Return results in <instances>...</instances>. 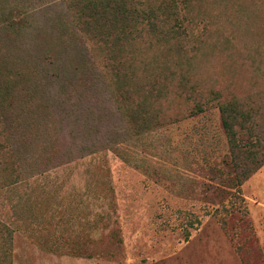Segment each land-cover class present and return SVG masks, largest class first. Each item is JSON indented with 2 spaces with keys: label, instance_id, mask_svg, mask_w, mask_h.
<instances>
[{
  "label": "rangeland",
  "instance_id": "1",
  "mask_svg": "<svg viewBox=\"0 0 264 264\" xmlns=\"http://www.w3.org/2000/svg\"><path fill=\"white\" fill-rule=\"evenodd\" d=\"M68 2L0 0V16L43 24L53 7L65 43L76 38L97 55L95 44L78 38ZM204 5L213 10L209 39L222 32L233 40L204 45L195 64L197 96L210 98V89L234 94L264 124V0ZM33 42L39 47L37 31H0V144L33 123L45 133L40 146L58 131L56 143L68 151L27 168L15 189L0 194V221L12 229L0 264H264V162L237 182L215 105L193 113L196 99L173 87L161 107L164 123L129 134L100 80L79 79L72 61L57 59L56 66L35 56ZM26 49L37 78L26 74ZM78 113L89 126L75 120ZM239 158L253 168L247 153Z\"/></svg>",
  "mask_w": 264,
  "mask_h": 264
},
{
  "label": "trees",
  "instance_id": "2",
  "mask_svg": "<svg viewBox=\"0 0 264 264\" xmlns=\"http://www.w3.org/2000/svg\"><path fill=\"white\" fill-rule=\"evenodd\" d=\"M227 1L212 0L218 10ZM204 2L205 0H69L66 8L71 13L73 26L80 32L81 36L78 38L84 42L87 39L96 45L97 55L91 56V49H87L89 57L86 47L78 44L76 38L73 40L74 44L65 43L62 31L66 30L60 18L61 13H55L53 7H47L46 13L53 12L55 15L46 14L48 23L43 24L31 22V16L26 15L27 11H23L26 17L19 23L0 16L4 17L0 18V31L8 32L14 27L24 28L29 33L37 31L40 44L38 47L33 42L35 56L40 58L41 55L56 66L60 65L55 63L57 59L62 58L69 64L72 61V69L79 79L100 80L104 84V90L116 104V110L129 134L133 132L140 136L164 123L166 117L161 107L173 87L184 94L185 100L196 99L193 113L215 105L220 112L222 128L227 137L230 159L236 171L235 178L241 183L264 162V124L258 122L249 104L234 94L224 95L219 90L210 89V98L202 99L201 95L197 96L195 64L204 45L229 44L233 40L231 34L227 36L222 32L217 35L216 40L209 39L211 28L207 22H211L208 15L213 10L208 9ZM239 10L237 12L241 14L246 12ZM200 24L202 26L198 30ZM38 29L41 31L38 32ZM28 38L31 41V37ZM28 51L25 50L26 74L30 78H37L35 69L31 66L33 56ZM52 56H55L54 59H51ZM97 57L102 62L101 69ZM49 76L59 77V74L50 72ZM2 94L0 88V112ZM49 112L56 117L55 108ZM75 120L89 126L86 116L80 113ZM90 129L99 131L98 126H91ZM46 130L49 134L52 129L46 126ZM57 135L58 131L51 136L52 140L46 136L45 147L40 146L45 133L33 123H26L19 132L8 135L10 141L0 144V173H7L6 180L0 181V194L5 189L7 192L15 189L27 168L38 169L43 163H51L52 159H63L61 155L68 149L56 143ZM242 135L246 138L243 139ZM37 138L40 143H36ZM240 153L250 156L253 168H243ZM18 205L19 200L15 204L16 208ZM11 235L9 225L0 221V255L8 256Z\"/></svg>",
  "mask_w": 264,
  "mask_h": 264
}]
</instances>
